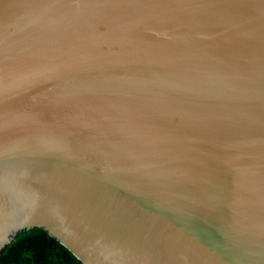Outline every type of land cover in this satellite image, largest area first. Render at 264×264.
<instances>
[{"label":"water","instance_id":"1","mask_svg":"<svg viewBox=\"0 0 264 264\" xmlns=\"http://www.w3.org/2000/svg\"><path fill=\"white\" fill-rule=\"evenodd\" d=\"M264 264V0H0V251Z\"/></svg>","mask_w":264,"mask_h":264},{"label":"trees","instance_id":"2","mask_svg":"<svg viewBox=\"0 0 264 264\" xmlns=\"http://www.w3.org/2000/svg\"><path fill=\"white\" fill-rule=\"evenodd\" d=\"M0 264H82L46 230L35 227L19 232L0 251Z\"/></svg>","mask_w":264,"mask_h":264}]
</instances>
